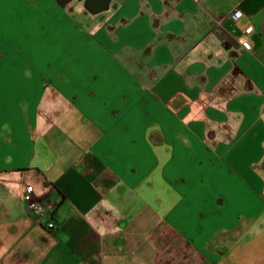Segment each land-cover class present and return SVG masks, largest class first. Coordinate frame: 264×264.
Segmentation results:
<instances>
[{
    "label": "crops",
    "instance_id": "0c3cea01",
    "mask_svg": "<svg viewBox=\"0 0 264 264\" xmlns=\"http://www.w3.org/2000/svg\"><path fill=\"white\" fill-rule=\"evenodd\" d=\"M0 264H264V0H0Z\"/></svg>",
    "mask_w": 264,
    "mask_h": 264
},
{
    "label": "built area",
    "instance_id": "2783aa9c",
    "mask_svg": "<svg viewBox=\"0 0 264 264\" xmlns=\"http://www.w3.org/2000/svg\"><path fill=\"white\" fill-rule=\"evenodd\" d=\"M252 27H249L247 31H250ZM243 44L247 47H251V43L248 40H244ZM28 202H27V212L28 213H35L39 208H41L40 202L34 199V197H31L27 194Z\"/></svg>",
    "mask_w": 264,
    "mask_h": 264
},
{
    "label": "bare ground",
    "instance_id": "6f19581e",
    "mask_svg": "<svg viewBox=\"0 0 264 264\" xmlns=\"http://www.w3.org/2000/svg\"><path fill=\"white\" fill-rule=\"evenodd\" d=\"M13 64H14V63H13ZM47 82H48V81H47ZM46 85H47V84H46ZM44 88H45V87H44ZM38 199H39V198H38ZM42 206H43V205H42ZM45 209H46V208H45ZM39 210H40V209H39ZM39 210H38V211H39Z\"/></svg>",
    "mask_w": 264,
    "mask_h": 264
}]
</instances>
